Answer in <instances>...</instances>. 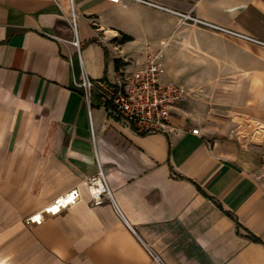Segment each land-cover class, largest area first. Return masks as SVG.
Instances as JSON below:
<instances>
[{
    "label": "crops",
    "instance_id": "crops-1",
    "mask_svg": "<svg viewBox=\"0 0 264 264\" xmlns=\"http://www.w3.org/2000/svg\"><path fill=\"white\" fill-rule=\"evenodd\" d=\"M152 1L264 42V0ZM74 8L81 57L67 0H0V264H264V47L125 0ZM149 43L188 57L171 131L139 134L98 99L89 115L74 81L114 82ZM100 169L124 218L91 203Z\"/></svg>",
    "mask_w": 264,
    "mask_h": 264
},
{
    "label": "built area",
    "instance_id": "built-area-1",
    "mask_svg": "<svg viewBox=\"0 0 264 264\" xmlns=\"http://www.w3.org/2000/svg\"><path fill=\"white\" fill-rule=\"evenodd\" d=\"M67 1L70 7L68 20L74 33V39L71 43L76 48L78 56L81 57L82 43L78 38L74 0ZM125 1L171 11L152 0ZM171 12L185 22L209 26L264 47L263 41L207 23L191 13ZM69 62L71 63L70 60ZM74 86L81 91L89 115H91V107L95 99H98L105 108L108 116L124 119L139 134L170 132L171 126L169 118L171 111L187 98V93L182 86L164 79L162 54H150L148 51L145 52V60L134 70H128L127 68L121 69L114 82L103 78H91L83 71L74 81ZM192 132L197 134L198 130L195 129ZM85 184L91 197L92 205L98 206L109 202L113 205L117 213L123 217L113 199L109 185L101 169L96 176L88 178ZM79 198V188L73 187L53 199L40 211L27 217L25 221L27 224L40 225L44 221V215L57 216L74 205ZM151 256L155 261L160 260L152 252Z\"/></svg>",
    "mask_w": 264,
    "mask_h": 264
},
{
    "label": "rangeland",
    "instance_id": "rangeland-1",
    "mask_svg": "<svg viewBox=\"0 0 264 264\" xmlns=\"http://www.w3.org/2000/svg\"><path fill=\"white\" fill-rule=\"evenodd\" d=\"M162 45V44H161ZM149 43L148 52L150 54H162V64H163V76L166 81L174 82L185 90L186 93L193 91L190 88L191 77L188 71V57H181V62H179V57L174 55H167L164 50V45L162 46ZM145 53V51H144ZM143 53L142 60H145V54ZM202 91L203 89H195Z\"/></svg>",
    "mask_w": 264,
    "mask_h": 264
},
{
    "label": "trees",
    "instance_id": "trees-1",
    "mask_svg": "<svg viewBox=\"0 0 264 264\" xmlns=\"http://www.w3.org/2000/svg\"><path fill=\"white\" fill-rule=\"evenodd\" d=\"M128 39V37L127 36H123V40H127Z\"/></svg>",
    "mask_w": 264,
    "mask_h": 264
}]
</instances>
